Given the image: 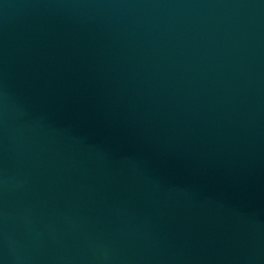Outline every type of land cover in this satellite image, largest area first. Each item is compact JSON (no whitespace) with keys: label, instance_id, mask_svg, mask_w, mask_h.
I'll list each match as a JSON object with an SVG mask.
<instances>
[{"label":"water","instance_id":"95a60500","mask_svg":"<svg viewBox=\"0 0 264 264\" xmlns=\"http://www.w3.org/2000/svg\"><path fill=\"white\" fill-rule=\"evenodd\" d=\"M0 264H264V0H0Z\"/></svg>","mask_w":264,"mask_h":264}]
</instances>
